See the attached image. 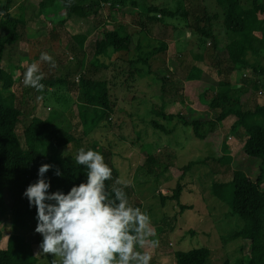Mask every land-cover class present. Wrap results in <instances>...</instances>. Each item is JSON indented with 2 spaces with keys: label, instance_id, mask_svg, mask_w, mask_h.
I'll return each instance as SVG.
<instances>
[{
  "label": "trees",
  "instance_id": "obj_1",
  "mask_svg": "<svg viewBox=\"0 0 264 264\" xmlns=\"http://www.w3.org/2000/svg\"><path fill=\"white\" fill-rule=\"evenodd\" d=\"M31 1L39 7V15L44 21L54 23L52 33L44 36L43 40L56 47L60 38L57 27L64 28L74 16L92 21L98 34L95 49L98 60L87 61V35L78 34L75 40L81 54L75 53V57L69 59L68 73L64 76H44L41 81L45 95L50 87L68 81L69 74L76 75L75 84L79 88L77 115L84 127L82 135L56 125L52 117L38 115L35 113L36 106L28 105L24 102L26 100L20 102L13 92L14 76L5 68L0 69V243L5 235L1 219L7 212L11 215L12 229L8 234L7 246L0 249V264H39L36 249L42 236L35 232L36 208L29 206L23 193L29 184L38 179V169L42 164L52 165L46 173L51 180L50 191L62 190L66 193L74 184L86 179L84 167L75 165L73 160L81 147L103 153L105 161L113 169L112 178L106 181L109 190L120 178V171L113 160L114 150L103 147L91 135L96 128L110 127L111 115L115 112L111 102L112 80L99 73L100 68L108 70L109 63L118 62L113 70L125 73L130 82L152 74L157 77L156 80L166 82L165 70L160 67L169 62L166 56L169 42L166 36L159 38L154 34L158 30L156 27L168 26L165 18L178 15L185 20L182 29L191 33L188 32L189 38H185V41L190 43L196 57H201L204 50L207 52L206 47L211 43L210 54L205 55V59L208 56V64L205 59L199 61L205 62L212 71L194 64L187 73V84L181 93L195 101V108L189 110V116L196 114L192 120L185 114H166L163 108L156 107L168 120L178 117L184 125L191 126L196 137L211 143L217 155L190 161L183 167L180 180L198 165L211 167L214 176L215 172L217 175L226 174L229 179L214 177L212 193L229 205L231 215L243 218V228L234 236L250 241L248 264H264V167H261L257 179H253L245 170L232 166L233 155L226 152L227 137L221 127L223 121L233 118L232 132L239 127L247 135L244 153L264 162V103L253 99L255 91L264 89V0H175L178 6L157 3L156 0ZM11 2L8 0L0 5V60L7 46L22 42L33 45L40 41L29 36L24 4L20 12L14 13ZM180 5L184 7L180 9ZM106 8L111 18L107 13L105 16ZM126 14L132 19L117 22L120 15ZM111 50L117 55V60L106 63L103 59ZM238 67L251 70L257 78L243 74L239 84L235 85L232 74L239 70ZM160 93L163 96V92ZM201 111L208 112V117L200 114ZM74 112L72 109L71 114ZM24 119L27 120L23 132L25 145L17 132L18 124ZM153 124L157 129L165 127L157 120ZM39 145H49L58 152L46 157L38 150ZM70 146L68 155L63 156L59 149ZM173 168L178 170L175 165L150 154L144 164L137 168L135 182H145L141 174H153L157 181H161L160 175L167 173L169 176H166L172 178L175 173ZM57 169L63 173L62 176L55 175ZM179 181L171 196L161 195L162 203L167 199L181 202L185 185ZM135 186L133 183L125 189L128 198L137 195ZM132 205L143 207L139 199ZM179 205L182 210L189 208L186 204ZM210 256L211 249L207 247L174 253L177 264H210ZM221 264L232 263L225 261Z\"/></svg>",
  "mask_w": 264,
  "mask_h": 264
},
{
  "label": "rangeland",
  "instance_id": "obj_2",
  "mask_svg": "<svg viewBox=\"0 0 264 264\" xmlns=\"http://www.w3.org/2000/svg\"><path fill=\"white\" fill-rule=\"evenodd\" d=\"M156 1L165 5L178 6L175 0ZM7 2L8 0H0V5ZM22 4L26 8L29 35L31 38L40 41L33 45L22 42L16 46H7L3 59L0 60V69L5 68L14 76L13 92L20 102L23 103L26 100L24 102L28 105L36 106L35 113L38 115L44 118L52 117V121L56 125L77 135H82L84 127L77 115L79 112L77 106L79 103V88L75 84L76 75L69 74L68 81L50 87L49 92L43 95L42 91L24 86L23 74L27 66L37 62L40 65L43 77L66 75L71 62L69 59L75 57V53L81 54L75 40V36L78 34L89 36L86 46L87 52L85 51L87 61L96 62L98 60L95 57L98 35L96 28L93 22L87 18L74 16L73 20H70L64 28L57 27L60 38L56 47L51 42L43 40L44 36H49L52 33L55 27L54 23L44 21L39 15V7L31 0H12L10 3L11 10L14 13L20 12ZM183 7V5L179 6L180 9ZM104 13L105 16L107 13L110 17L108 8ZM117 19L118 22L124 19L131 20L132 18L129 14H126L120 15ZM165 22L168 23V26L156 27L158 30L155 31L154 35L159 38L166 36L169 42L166 53L169 62L167 65L160 67L165 70L166 82L156 80L157 77L154 74L147 77H138L135 82H130L125 73L113 70V67H117L118 62L117 64L109 63L110 68L108 70L100 68L99 73L112 80L113 84H110L111 102L115 112L111 115L110 127L96 128L91 132V135L99 140L103 147H110L114 150L113 160L120 171V178H125L131 184L136 185L137 195L128 198L129 203L133 204L139 199L143 205L142 210L146 211L151 217L152 225L159 240L158 247L147 249L153 257L151 264H177L174 258L175 252L202 247L211 249L210 264H221L225 261H230L232 264H237V261L238 264H248L247 254L251 250V243L249 240H242L234 236L237 231L242 230L243 218L238 215H231L229 205L220 201L212 193L214 177L216 179H220V177L229 179V177L226 174L222 175V173L217 175V172L214 176L210 171L211 167L198 165L180 180L179 176L183 167L190 161L202 160L208 156L217 155H215L212 144L196 137L191 126L184 125L178 117L168 120L161 115L158 107L163 108L166 114L180 113L189 116V112L195 108V101L189 97L185 98L181 93V89L186 87L187 73L194 64L212 71L207 66L210 54L208 50L211 48V43H209V47H206L207 52L202 51V58L196 57L190 43L185 41V38H189L190 33L182 29L185 20L178 15V17L165 18ZM175 23L176 25H174ZM42 52L49 53L53 57V61H41L40 55ZM206 53H208V56L205 59ZM201 59H205L207 64L199 61ZM103 60L106 63L111 60L116 61L117 55L111 50L110 54L104 57ZM122 63L123 61H121V65ZM238 68L239 70L234 71L232 74L235 85L239 84L243 74L257 78L251 70ZM76 81H78L77 78ZM160 92H163V96L159 95ZM254 98L260 103H264V89L255 91L253 93ZM17 104L19 106V103ZM72 109L75 110L76 114L75 112L71 114ZM200 114L208 117V112L201 111ZM195 115L192 114L189 118L192 120ZM155 120L165 127L157 129L153 124ZM26 121L24 119L17 127V132L23 143L24 122ZM233 122V118H228L222 122L221 126L223 134H226L227 137L228 149L226 152L233 155L232 166L245 170L253 179H257L262 171L261 167H264V164H261L264 162L260 159L248 157L244 153L243 146L247 137L246 132L239 127L232 132ZM70 148L71 146L61 148L59 151L63 156H67ZM38 150L46 157L58 152L49 145H45V147L39 145ZM150 154L178 168V170L174 169L175 167L173 168L175 173L172 178H168L166 175L169 176V173H167L166 175H160L161 181H157L153 174H141L140 177L145 182H140V184L135 182L137 168L144 164ZM178 181L185 185L181 202L167 199L162 203L161 195L171 196ZM179 204H186L189 208L182 210ZM4 216L1 219V228L4 230L5 235L1 240L0 249L7 246L8 234L12 231L9 219L10 213L7 212ZM40 251L41 249L38 246L36 254L39 257V264H51L52 255L38 254Z\"/></svg>",
  "mask_w": 264,
  "mask_h": 264
},
{
  "label": "clouds",
  "instance_id": "obj_3",
  "mask_svg": "<svg viewBox=\"0 0 264 264\" xmlns=\"http://www.w3.org/2000/svg\"><path fill=\"white\" fill-rule=\"evenodd\" d=\"M40 60L53 57L42 52ZM42 79L37 62L26 67L24 86L42 91ZM73 160L84 167L86 179L68 192L50 191L46 173L52 165L45 163L23 193L36 208L35 232L42 236L38 254H51V264H151L147 249L158 247L159 240L150 215L129 203L125 189L131 182L118 178L109 190L113 169L98 150L81 147ZM55 175L63 173L57 169Z\"/></svg>",
  "mask_w": 264,
  "mask_h": 264
},
{
  "label": "crops",
  "instance_id": "obj_4",
  "mask_svg": "<svg viewBox=\"0 0 264 264\" xmlns=\"http://www.w3.org/2000/svg\"><path fill=\"white\" fill-rule=\"evenodd\" d=\"M96 31H97V29H96ZM29 36H30V35H29ZM88 37H89V36L87 35V40H86V42H85V51H86V52H87V50H86L87 41L89 40ZM30 38H31V36H30Z\"/></svg>",
  "mask_w": 264,
  "mask_h": 264
},
{
  "label": "built area",
  "instance_id": "obj_5",
  "mask_svg": "<svg viewBox=\"0 0 264 264\" xmlns=\"http://www.w3.org/2000/svg\"><path fill=\"white\" fill-rule=\"evenodd\" d=\"M78 79V78H77Z\"/></svg>",
  "mask_w": 264,
  "mask_h": 264
}]
</instances>
